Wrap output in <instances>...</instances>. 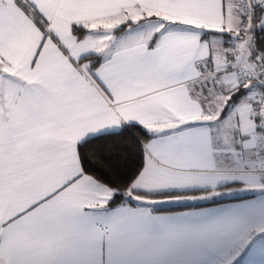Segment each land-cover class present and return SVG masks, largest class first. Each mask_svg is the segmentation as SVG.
<instances>
[{
    "label": "snow or ice",
    "instance_id": "snow-or-ice-1",
    "mask_svg": "<svg viewBox=\"0 0 264 264\" xmlns=\"http://www.w3.org/2000/svg\"><path fill=\"white\" fill-rule=\"evenodd\" d=\"M0 264H264V0H0Z\"/></svg>",
    "mask_w": 264,
    "mask_h": 264
}]
</instances>
